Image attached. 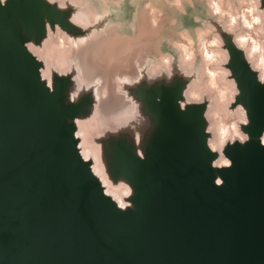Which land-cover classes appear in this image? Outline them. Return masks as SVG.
<instances>
[{"label": "water", "instance_id": "obj_1", "mask_svg": "<svg viewBox=\"0 0 264 264\" xmlns=\"http://www.w3.org/2000/svg\"><path fill=\"white\" fill-rule=\"evenodd\" d=\"M211 2L0 0V264H264V73Z\"/></svg>", "mask_w": 264, "mask_h": 264}, {"label": "bare ground", "instance_id": "obj_2", "mask_svg": "<svg viewBox=\"0 0 264 264\" xmlns=\"http://www.w3.org/2000/svg\"><path fill=\"white\" fill-rule=\"evenodd\" d=\"M211 4L213 7V11L215 12V14L217 15H221V16H228V18L230 19L229 24L231 29H234L235 27H237L238 24H241V22L243 23L245 30L248 29V35L245 34H240L238 36V42L240 45H242L243 47H248L250 46L249 52H250V56H256L257 55V59L255 61L256 65L258 68H260L263 73H264V48L261 45H258V43L255 41V39H253L252 34L251 33H256L257 32V28L256 26L260 24L261 21V17L258 15H255V5L251 2L250 4H245L242 7V11L241 12H233L231 10H226L221 2H219L218 0H211ZM246 3V2H245ZM249 17H252L251 20H249ZM261 29V28H260ZM62 42L61 45L59 46H53L54 48L50 49V55L52 53H56L59 54L58 56V63L59 65H61V67H66L67 66V62H66V44L65 41L63 39V37L61 38ZM251 39H253V42H251ZM218 40L217 39H207L204 38L201 40V50H202V55H203V59L207 65V75L209 77V84H208V88L210 90H215L218 89V95H219V99L220 100H224L225 97L227 96L228 92L230 91V89L228 87L226 88H221L220 86H218V73L216 70H214L213 68H211V64L217 59L218 54L220 53L219 51H216L214 49V47L217 45ZM263 48V50H262ZM184 55H185V59L187 61L192 60L193 61V50L190 49L188 46H184ZM221 54V53H220ZM206 73V72H205ZM232 91V89H231ZM234 93V92H233ZM189 95L193 98H201L202 95V90L201 88H199L197 85L193 86V88L191 89V91L189 92ZM221 102V101H220ZM245 120V115L243 113V111H240L238 114V118L237 121L232 123L231 125L227 126V125H223L220 126L219 129V133H217L216 139L215 141H212V148L221 150L223 144L225 143V141L230 137V135L232 133L240 136L241 133L238 130V121H244ZM229 124V122H228ZM242 136V135H241ZM222 164L226 165L227 162L224 160V158L221 159Z\"/></svg>", "mask_w": 264, "mask_h": 264}, {"label": "rangeland", "instance_id": "obj_3", "mask_svg": "<svg viewBox=\"0 0 264 264\" xmlns=\"http://www.w3.org/2000/svg\"><path fill=\"white\" fill-rule=\"evenodd\" d=\"M251 18L252 17H249V20H251ZM246 34L248 35L249 33H246ZM251 34H252L253 39H255V41L258 43V45H262L264 43L263 39L261 38L262 34L258 30L256 33H251ZM253 39H251V42H253ZM218 119L220 121L219 123H221V126H223L224 124L229 126L234 122V117L231 115H227L226 113H220Z\"/></svg>", "mask_w": 264, "mask_h": 264}]
</instances>
